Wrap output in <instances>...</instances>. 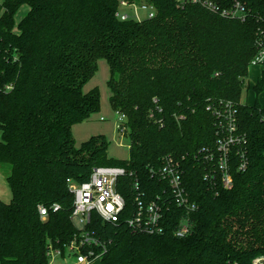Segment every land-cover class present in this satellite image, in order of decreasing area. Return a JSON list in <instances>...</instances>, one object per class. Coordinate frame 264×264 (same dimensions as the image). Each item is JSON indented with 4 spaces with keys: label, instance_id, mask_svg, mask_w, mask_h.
Wrapping results in <instances>:
<instances>
[{
    "label": "trees",
    "instance_id": "trees-1",
    "mask_svg": "<svg viewBox=\"0 0 264 264\" xmlns=\"http://www.w3.org/2000/svg\"><path fill=\"white\" fill-rule=\"evenodd\" d=\"M243 1L258 14L244 23L177 0H2L0 84L11 90L0 92V170L12 200H0V264H50L53 250L64 252L79 234L68 180L86 182L98 167L126 169L129 208L136 181L149 199L170 204L160 235L94 215L89 231L106 245L101 264H253L264 256V108L242 103L264 0ZM123 2L155 15L121 20ZM102 59L111 107L127 117V161L108 157L104 136L79 147L73 138L74 126L101 109L100 90L84 88ZM253 90L264 93V67ZM220 140L228 141L230 187ZM168 157L196 206L184 238L175 231L187 211L152 173Z\"/></svg>",
    "mask_w": 264,
    "mask_h": 264
},
{
    "label": "built area",
    "instance_id": "built-area-1",
    "mask_svg": "<svg viewBox=\"0 0 264 264\" xmlns=\"http://www.w3.org/2000/svg\"><path fill=\"white\" fill-rule=\"evenodd\" d=\"M198 5L211 13L217 14L223 18L247 22L252 17L258 16L256 12L243 0H184L182 3ZM123 2L121 7H133ZM144 10L150 12L148 18H153L155 10L152 6L141 5ZM135 20L142 21L136 8ZM121 20H128L131 17L126 13L118 12L116 14ZM251 67H264V35L258 39L257 52L250 63ZM11 87H4L0 84V92L10 91ZM158 100H154L156 105L155 111L162 112L157 105ZM117 116L116 129L122 137L127 136V117L121 112H115ZM153 117V114L151 115ZM104 121V118H101ZM231 126V124H229ZM232 142V139H230ZM219 150L222 153L220 167L225 177L226 187H230L231 179L228 175L227 155L228 141L220 140ZM153 176L167 183L163 189L173 193V199L178 207L187 211V216L181 221L175 231V236L184 238L193 232L192 220L189 215L196 210V206L191 203L188 193L182 180V172L179 163L172 157L164 160L163 166L159 169L152 170ZM128 174L125 168L120 167H98L95 168L90 179L81 184H73L70 180V191L74 198L71 212V219L79 222L81 227L78 228L79 234L70 242L64 252L53 250L50 254L51 259L54 257L73 256L77 264H92L101 258L106 251V245L94 233L89 231V225L96 215L104 223L119 224L125 223L131 230L137 233L148 235H160L165 232L164 220L165 212L168 210L169 201L158 195L156 199L148 198L144 189L141 188L137 181L132 185V191L135 190V196L132 199V207L127 206V199L122 193L125 184L122 178ZM132 175V174H131ZM152 176V177H153ZM58 206L53 207L57 212ZM42 220L48 215L46 208H40ZM76 225V224H75ZM100 250V252L97 251ZM253 264H264V256L258 257Z\"/></svg>",
    "mask_w": 264,
    "mask_h": 264
},
{
    "label": "rangeland",
    "instance_id": "rangeland-1",
    "mask_svg": "<svg viewBox=\"0 0 264 264\" xmlns=\"http://www.w3.org/2000/svg\"><path fill=\"white\" fill-rule=\"evenodd\" d=\"M183 2L184 0H177ZM2 0H0V3ZM137 13L141 20L147 19L148 14L151 11L150 7L148 10H144L141 4L135 6ZM133 7H121L120 12L128 14L131 18L135 19V11ZM30 8L28 6L22 7L15 17L16 25L28 14ZM17 30V27H16ZM262 67L251 68L252 70H260ZM110 78V67L107 60L102 59L98 62V72L95 77L85 86L84 91L86 93L91 90L98 88L101 94V109L98 113L91 116V118L83 123L77 124L73 128V138L76 146L79 147L82 143L88 141L92 137L104 136L109 144L108 157L110 159L127 161L130 159V139L128 136L122 137L116 129L117 116L113 111L110 104V90L108 88V81ZM251 75L246 78V86H250L252 83ZM256 100L264 108V105L260 102L261 99L253 93V89L249 88L243 91L242 103L254 105ZM104 118V121L101 120ZM0 200L5 203H9L12 200V193L7 184L6 177L0 170ZM76 226L81 227L79 222H75ZM50 264H77L76 258L73 256L66 257H54L51 259ZM92 264H101L97 261Z\"/></svg>",
    "mask_w": 264,
    "mask_h": 264
},
{
    "label": "crops",
    "instance_id": "crops-1",
    "mask_svg": "<svg viewBox=\"0 0 264 264\" xmlns=\"http://www.w3.org/2000/svg\"><path fill=\"white\" fill-rule=\"evenodd\" d=\"M251 68H250V71H249V76L251 75V78H252L251 80H252V83L253 84L250 85V88L253 89L257 85V83L259 82V80L262 78L263 68L262 69L259 68L260 70H258V69L256 70L255 69V70H252V71H251ZM254 68H257V67H254ZM253 93H255L254 90H253ZM259 98L261 99L260 102L264 105V93H262L259 96Z\"/></svg>",
    "mask_w": 264,
    "mask_h": 264
}]
</instances>
